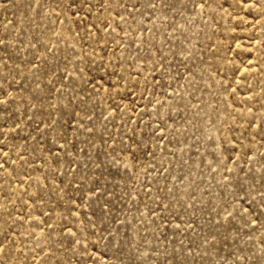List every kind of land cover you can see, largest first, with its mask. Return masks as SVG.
<instances>
[{
	"label": "rangeland",
	"instance_id": "rangeland-1",
	"mask_svg": "<svg viewBox=\"0 0 264 264\" xmlns=\"http://www.w3.org/2000/svg\"><path fill=\"white\" fill-rule=\"evenodd\" d=\"M0 264H264V0H0Z\"/></svg>",
	"mask_w": 264,
	"mask_h": 264
}]
</instances>
